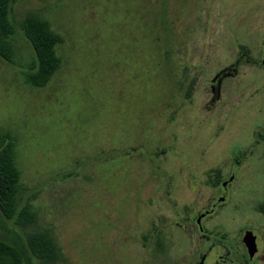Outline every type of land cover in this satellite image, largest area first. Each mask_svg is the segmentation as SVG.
Returning a JSON list of instances; mask_svg holds the SVG:
<instances>
[{
  "label": "rangeland",
  "instance_id": "rangeland-1",
  "mask_svg": "<svg viewBox=\"0 0 264 264\" xmlns=\"http://www.w3.org/2000/svg\"><path fill=\"white\" fill-rule=\"evenodd\" d=\"M25 17L59 39L40 86ZM8 18L24 228L66 264H264V0H14ZM19 232L0 214V238Z\"/></svg>",
  "mask_w": 264,
  "mask_h": 264
},
{
  "label": "trees",
  "instance_id": "trees-1",
  "mask_svg": "<svg viewBox=\"0 0 264 264\" xmlns=\"http://www.w3.org/2000/svg\"><path fill=\"white\" fill-rule=\"evenodd\" d=\"M0 0V57L9 60L12 55L10 37L13 26L8 18L11 2ZM22 32L34 53L29 62L25 78L34 86L45 83L58 67L54 46L59 39L45 20L25 17ZM19 172L15 166L13 140L7 133H0V214L11 220L12 226L20 230L15 239L0 238V264H66L59 249L47 230L24 228L30 219L27 205H17Z\"/></svg>",
  "mask_w": 264,
  "mask_h": 264
},
{
  "label": "water",
  "instance_id": "water-1",
  "mask_svg": "<svg viewBox=\"0 0 264 264\" xmlns=\"http://www.w3.org/2000/svg\"><path fill=\"white\" fill-rule=\"evenodd\" d=\"M262 54L264 55V44L262 46ZM224 184V182L222 183ZM200 215L196 218V223H199ZM241 242L243 243L247 256L250 258L256 252L255 236L250 230H245L241 237Z\"/></svg>",
  "mask_w": 264,
  "mask_h": 264
},
{
  "label": "flooded vegetation",
  "instance_id": "flooded-vegetation-1",
  "mask_svg": "<svg viewBox=\"0 0 264 264\" xmlns=\"http://www.w3.org/2000/svg\"><path fill=\"white\" fill-rule=\"evenodd\" d=\"M207 212H208V211H206L205 213H207ZM199 215L202 217V213L199 214ZM201 217H200V218H201ZM196 218H197V216H196ZM196 218H195V220H196ZM199 220H200V219H199ZM195 223H196V221H195ZM196 224H198V223H196ZM242 244H243V243H242ZM255 244H256V243H255ZM243 246H244V245H243ZM244 248H245V247H244ZM247 259H249L248 256H247Z\"/></svg>",
  "mask_w": 264,
  "mask_h": 264
}]
</instances>
